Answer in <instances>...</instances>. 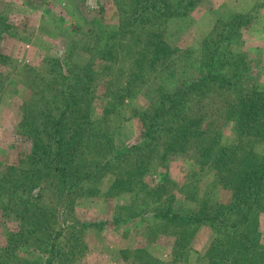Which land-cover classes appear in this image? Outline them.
<instances>
[{"label": "rangeland", "instance_id": "obj_1", "mask_svg": "<svg viewBox=\"0 0 264 264\" xmlns=\"http://www.w3.org/2000/svg\"><path fill=\"white\" fill-rule=\"evenodd\" d=\"M127 1L0 0V14L11 19V27L0 32V176L7 167H18L29 153V143L22 132L27 115L33 114L32 108L54 104L58 99L53 58L63 57L68 71L83 67L92 54L85 49L89 22L98 17L104 26H116L119 9ZM194 1L186 15L154 20L164 26V40L174 59L172 72L145 74L148 81L142 86L140 83L123 104L115 103L114 86L111 87L124 82L119 63L124 50L120 45L115 44L116 51L120 49L115 52L114 61L103 63L101 72L96 74L88 115L107 124L114 144L124 146L139 141L145 112L181 82L197 76L204 39L215 30L218 21L233 14L248 18L233 33L221 63L226 74L238 79L236 87L213 88L186 103L205 116L210 129L220 130V144L227 146L234 141L235 132L233 123L222 121V105L234 101V92L244 93L253 86L264 91V0ZM133 43L135 40L130 38L127 49ZM136 155L122 159L121 169L110 166L98 176L90 185L96 188L95 194L66 193L61 200L55 178L41 179L29 195L23 193L22 197H39L46 205L42 213L48 215L42 223L36 219L34 225L25 223L23 213L29 217L31 208L0 209V264H44L49 260V264H138L135 256L145 260V264H210V244L223 239L218 232L205 225L199 227L186 239L188 248L177 253L171 224L146 212L143 217L125 220L130 213L125 207L139 204V199L134 193L109 196L108 191L115 176L132 170L131 177L139 176L145 184L165 181L173 205L198 213L204 203L211 208L228 203L230 187L218 182L219 175L213 167H201L191 148L170 155L165 166H161V161L141 162ZM140 167L143 173L135 175L134 170ZM144 208L147 207L141 206L140 210ZM117 215L125 221H118ZM81 223L99 225L81 231ZM257 232L258 242L264 246V211L258 212Z\"/></svg>", "mask_w": 264, "mask_h": 264}, {"label": "trees", "instance_id": "obj_2", "mask_svg": "<svg viewBox=\"0 0 264 264\" xmlns=\"http://www.w3.org/2000/svg\"><path fill=\"white\" fill-rule=\"evenodd\" d=\"M195 2L128 0L119 9L116 26L106 27L98 17L89 22L85 49L92 54L83 67L68 71L63 66V57L53 58L58 99L54 104L33 107V114L27 115L22 135L29 143V153L18 167L9 166L0 176V209L31 208L29 217L23 213L25 223L34 225L35 219L42 223L48 215L42 213L46 205L39 197H22L23 193L29 195L41 179L55 178L57 195L64 200L66 193H94L96 188L90 185L97 177L110 166L120 167L122 159L128 156L137 154L141 162L161 161V166H165L170 155L191 148L201 167H213L219 175L218 182L230 187L228 203L212 208L204 203L198 213L180 209L172 204L165 181L148 185L139 176L131 177L132 170L115 176L109 196L134 193L139 199V204L125 207L130 212L125 220L143 217L142 213L146 212L171 224L177 253L185 250L186 239L205 225L223 238L210 244L207 253L210 264H264V246L259 244L257 232L258 212L264 211V91L253 86L244 93L234 92V101L222 105V121L233 123L235 132L234 141L227 146L220 144V130L210 129L205 116L188 107L194 96L206 95L213 88L236 87L238 79L226 74L221 63L233 33L248 19L244 14L218 21L215 30L203 41L197 76L181 82L145 112L139 141L124 146L114 144L107 124L102 125L101 120H92L88 115L93 80L103 63L114 61L120 47L124 50L119 55L124 82L122 86L111 84L117 104H123L140 83L142 86L148 81L145 74L173 70L174 59L170 45L164 40V26L154 20L186 15ZM9 27L11 19L0 14V32ZM130 38L135 43L127 49ZM115 44L120 45L117 51ZM2 58L0 54V61ZM141 167L134 170L135 175L143 173ZM141 206L147 208L140 210ZM118 217H115L118 221H125ZM98 225L81 223L80 226L83 231ZM135 259L138 264L146 263L141 257Z\"/></svg>", "mask_w": 264, "mask_h": 264}]
</instances>
